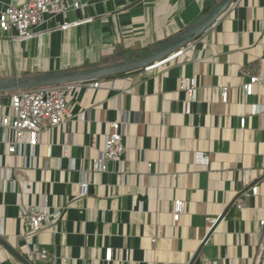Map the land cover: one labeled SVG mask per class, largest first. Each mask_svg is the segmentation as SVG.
<instances>
[{"label":"crops","instance_id":"1","mask_svg":"<svg viewBox=\"0 0 264 264\" xmlns=\"http://www.w3.org/2000/svg\"><path fill=\"white\" fill-rule=\"evenodd\" d=\"M217 1L82 0V9L47 15L38 27L44 33L34 39L0 36V77L135 57ZM235 2L175 61L101 79L97 89L80 87L69 98V124L38 137L37 168L24 155L0 161L28 181V195L10 184L5 189L0 166V232L14 247L29 253L33 242L47 249L38 264H189L235 201L205 244L201 264H264V114L256 111L264 110V87L255 84L251 95L244 88L264 71V0ZM64 22L76 24L65 29ZM186 77L197 79L195 97L180 89ZM221 84L229 85L228 103ZM113 121L124 124L126 151L100 171ZM251 184L257 194L244 192ZM176 201L184 212L174 222ZM22 202L61 213L28 241ZM8 261L19 262L0 245V264Z\"/></svg>","mask_w":264,"mask_h":264},{"label":"built area","instance_id":"2","mask_svg":"<svg viewBox=\"0 0 264 264\" xmlns=\"http://www.w3.org/2000/svg\"><path fill=\"white\" fill-rule=\"evenodd\" d=\"M1 1L4 3V6L0 9V36H7L12 41L20 42L34 39L43 34L44 31L38 30V27L43 23L47 15L64 14L72 9L83 8L82 0ZM231 6L236 7L237 2H234ZM71 24L75 25L76 23L64 22L61 28L67 29ZM185 52L186 48H181L166 58L146 66L144 69L147 72L160 69L183 56ZM255 84H260L264 87V71L259 75L252 76L250 81L245 83L244 88L247 95L253 93ZM82 86L97 89L102 87V80L67 83L0 94V128L3 129L0 137V161L8 154L16 155V157L24 155L26 159H29L28 166L37 168L35 149L40 143L38 137L43 132L54 127L69 124V98ZM197 87L198 83L195 77L184 78L180 85V89L186 91L191 97H195ZM217 90L220 92L221 101L228 103L229 85L221 84L217 87ZM256 111L257 113L264 114L263 106L257 105ZM245 120L242 119L243 126ZM123 136V122H111L110 129L105 134L104 147L100 151V164L98 167L100 171H108L110 163L119 162L125 154L126 146L123 143ZM51 153L52 147L48 145V156ZM0 164L2 170L1 180L3 181L4 188L18 191L19 195H28V181L16 177L14 169L7 165L5 166L3 161ZM250 180L247 176V170H245L243 181L245 184H250ZM251 192L257 194L258 187L253 186ZM21 206L23 208L22 218L25 221L26 227L24 237L28 241L47 228L51 217L61 213L60 209H56V211H53V214L47 207H41L33 202H22ZM183 212L184 202L176 201L173 213L174 222L179 221ZM260 224L263 227L264 220ZM155 241L156 238H153V242ZM28 243L30 246L29 254L35 264L48 257L49 252L47 249H38L37 245L33 242ZM112 258V248H107L105 259L111 261ZM7 264L22 263L8 261Z\"/></svg>","mask_w":264,"mask_h":264},{"label":"water","instance_id":"3","mask_svg":"<svg viewBox=\"0 0 264 264\" xmlns=\"http://www.w3.org/2000/svg\"><path fill=\"white\" fill-rule=\"evenodd\" d=\"M234 2L235 0H218L186 28L132 58L81 69L0 77V94L67 83L88 82L144 69L146 66L166 58L197 39L224 15ZM253 185H249L244 192L251 189ZM234 202L219 216L189 264H201L200 256L205 244L226 217ZM0 245L22 264H35L29 253L19 251L1 232Z\"/></svg>","mask_w":264,"mask_h":264},{"label":"rangeland","instance_id":"4","mask_svg":"<svg viewBox=\"0 0 264 264\" xmlns=\"http://www.w3.org/2000/svg\"><path fill=\"white\" fill-rule=\"evenodd\" d=\"M209 2H212V0H209Z\"/></svg>","mask_w":264,"mask_h":264}]
</instances>
